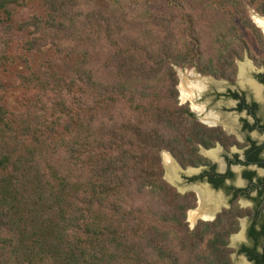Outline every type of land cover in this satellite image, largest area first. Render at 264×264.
Segmentation results:
<instances>
[{
  "label": "trees",
  "instance_id": "1",
  "mask_svg": "<svg viewBox=\"0 0 264 264\" xmlns=\"http://www.w3.org/2000/svg\"><path fill=\"white\" fill-rule=\"evenodd\" d=\"M27 1L0 0V14L10 20ZM48 1L54 17L17 28L54 31L67 55L79 56L68 78L27 67L18 81L39 93L35 101L9 118L0 106V264H228L225 252H191L160 153L173 139L172 64L192 61L195 48L189 65L198 70L241 57L236 23L224 32L211 26L220 47L203 58L195 34L176 50L171 33L158 40V27L138 28L143 13L134 19L125 7L185 0ZM6 21L0 17V31L10 32ZM3 38L0 69L11 41ZM47 94L57 99L43 101Z\"/></svg>",
  "mask_w": 264,
  "mask_h": 264
},
{
  "label": "flooded vegetation",
  "instance_id": "2",
  "mask_svg": "<svg viewBox=\"0 0 264 264\" xmlns=\"http://www.w3.org/2000/svg\"><path fill=\"white\" fill-rule=\"evenodd\" d=\"M174 89L171 151L160 164L191 252L264 264V48L178 70Z\"/></svg>",
  "mask_w": 264,
  "mask_h": 264
},
{
  "label": "rangeland",
  "instance_id": "3",
  "mask_svg": "<svg viewBox=\"0 0 264 264\" xmlns=\"http://www.w3.org/2000/svg\"><path fill=\"white\" fill-rule=\"evenodd\" d=\"M197 3H201V5ZM125 7L130 12L136 13L135 16L133 14L134 19H137L138 11L139 14L143 13L141 22L135 24L138 28L146 25H156L158 27L156 30L158 40H162L164 33H171L176 50L183 47L182 42L190 43L193 34H195L199 39L200 55L203 58L213 54L214 46L220 47V43L213 44L212 37L209 36L213 25H217V32H220V30L224 32L228 26L236 23L235 33L242 38L244 44H247L243 45L242 49L240 48L242 54L244 48H258V46L262 47V43H264L260 41L261 37H259L258 32H255V34L251 30L257 26L253 20L255 14L264 18V15H262L264 13V0H185L179 6L175 4L171 7H167L162 2L146 5L139 3L131 7ZM54 16L55 14L51 11L48 0L27 1L25 6L15 9L10 20L7 21L6 16L0 14L1 19L6 21L7 28H13L10 32L7 31L9 29H5V32L0 31L1 40L6 36L11 40L7 49L8 52L5 55L6 61L0 69V106L7 112L8 118L12 112L24 111L28 102L35 101L36 95H39L36 90H25L19 85L18 75L26 73L27 67L35 72L56 71L62 77L68 78L70 68L79 56L67 55V48L62 46L65 44H63V41H59L62 36L60 34L55 36L54 31H47L46 36L41 33L34 34L32 28H26L25 30L17 28L18 25L30 20L32 17L49 20ZM182 19L185 20L184 24L181 22ZM194 20L198 23L195 24L194 28H190L189 23ZM188 21L190 22L188 23ZM247 22L252 25H247ZM32 39L37 40L36 46L28 51L30 47L27 43ZM65 47L67 46L65 45ZM191 57H193L192 61L187 60V62L179 65L172 64L176 77L178 70L193 68L189 63L195 62L198 58L196 48L190 54ZM162 91L158 88L159 95ZM45 99L55 101L57 98L52 94H47L43 101ZM173 240L170 239V242L166 241L165 244L177 248L178 245ZM165 244L163 243V245Z\"/></svg>",
  "mask_w": 264,
  "mask_h": 264
},
{
  "label": "bare ground",
  "instance_id": "4",
  "mask_svg": "<svg viewBox=\"0 0 264 264\" xmlns=\"http://www.w3.org/2000/svg\"><path fill=\"white\" fill-rule=\"evenodd\" d=\"M253 20L256 23L257 27L260 28L263 31V33H264V18L259 16V15H255L253 17ZM166 160H167V163H168V169L170 171H172V167L169 165V161H168V157L167 156H166Z\"/></svg>",
  "mask_w": 264,
  "mask_h": 264
},
{
  "label": "water",
  "instance_id": "5",
  "mask_svg": "<svg viewBox=\"0 0 264 264\" xmlns=\"http://www.w3.org/2000/svg\"><path fill=\"white\" fill-rule=\"evenodd\" d=\"M256 15V14H255ZM264 34V33H263Z\"/></svg>",
  "mask_w": 264,
  "mask_h": 264
}]
</instances>
